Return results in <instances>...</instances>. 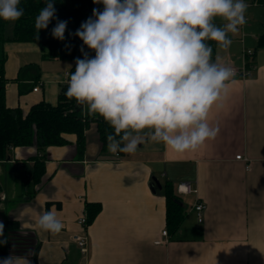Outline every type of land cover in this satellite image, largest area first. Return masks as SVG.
Returning a JSON list of instances; mask_svg holds the SVG:
<instances>
[{
  "label": "crops",
  "instance_id": "1",
  "mask_svg": "<svg viewBox=\"0 0 264 264\" xmlns=\"http://www.w3.org/2000/svg\"><path fill=\"white\" fill-rule=\"evenodd\" d=\"M246 3L263 9L261 26L248 34L245 27H253L244 24L241 35L229 36L230 46H215V62L218 58L224 66L241 67L250 60V74L227 81L208 113L207 123L219 128L215 139L177 152L145 137L136 153L113 154L108 147L102 151L92 124L83 155L74 133L66 135L68 144L47 147L46 175L37 184L32 181L35 158L41 157L37 146L9 150L0 160V239L8 241L11 255L27 257L30 264H36L35 254L37 264H264V48H256L264 32V6ZM223 22L216 18L218 25ZM2 48L7 105L28 111L41 100L56 103L72 62L44 58L37 42L8 40ZM247 49L254 54L245 60ZM33 64L40 66L38 78ZM166 181L173 183L186 212L173 237L162 235ZM181 181L194 191L179 192ZM197 201L206 204L203 221L194 209ZM89 203H100L101 211L83 227L79 218ZM53 209L63 224L57 234L38 225L42 212ZM8 220L18 227L9 229ZM80 234L88 237L86 253L75 240Z\"/></svg>",
  "mask_w": 264,
  "mask_h": 264
},
{
  "label": "clouds",
  "instance_id": "2",
  "mask_svg": "<svg viewBox=\"0 0 264 264\" xmlns=\"http://www.w3.org/2000/svg\"><path fill=\"white\" fill-rule=\"evenodd\" d=\"M103 4L76 30L88 49L76 58L65 96L75 99L88 115H99L113 132L107 135L113 154H134L145 137L174 151L195 150L215 139L218 127L207 123L208 113L226 88L233 69L217 58L206 41L227 48L246 24L245 0H93ZM20 0H0V19L15 22L24 15ZM221 18L222 24L216 23ZM65 39L67 21L56 17L53 0H46L35 28ZM71 68V66L69 65ZM147 130V131H145ZM39 227L57 234L63 224L55 210H45ZM0 223V235L3 233ZM6 241H0L4 243ZM0 264H30L10 255Z\"/></svg>",
  "mask_w": 264,
  "mask_h": 264
},
{
  "label": "trees",
  "instance_id": "3",
  "mask_svg": "<svg viewBox=\"0 0 264 264\" xmlns=\"http://www.w3.org/2000/svg\"><path fill=\"white\" fill-rule=\"evenodd\" d=\"M245 1L264 6V0ZM53 3L58 20L67 21L65 39L62 41L48 35L49 25L47 29L39 31L35 28V19L40 10L45 7L46 0H20L19 7L24 10V15L13 22L11 35L7 34V26L10 22L0 19V160L8 157V152L12 147L35 144L41 153V157L35 158L32 175V181L35 184L40 183L46 175L45 162L48 146L66 145L70 142L66 135L74 133L77 136L78 153L83 155L86 150V130L95 124L102 144V151H104L108 147L107 135L113 132L109 123L101 116L88 115L86 107L85 113L82 114L83 106L78 104L75 99L65 96L68 83L61 86L56 103L41 100L33 104L28 111L21 107H9L6 103L8 79L5 75V53L2 48L5 41L37 42L43 50L44 58L71 61L70 72L75 71L76 58H83L81 48L90 57L95 55L93 50L88 49L83 41L75 36V32L80 28L82 22L92 16L94 8L102 11L103 4H94L93 0H53ZM206 43L212 48V60L215 62L217 42L206 41ZM256 48H264V32L258 36ZM246 63L250 64L249 58ZM32 67L37 69L35 78H38L40 76L39 64H33ZM163 192L166 196L167 231L173 237L184 222L186 212L172 182L164 183ZM100 211V203L87 205L88 225L94 221ZM18 224L15 220H8L6 223L9 229L17 228ZM0 241H6L0 243V259H2L11 255V248L7 240L0 239ZM36 257L35 254V263L37 264Z\"/></svg>",
  "mask_w": 264,
  "mask_h": 264
},
{
  "label": "built area",
  "instance_id": "4",
  "mask_svg": "<svg viewBox=\"0 0 264 264\" xmlns=\"http://www.w3.org/2000/svg\"><path fill=\"white\" fill-rule=\"evenodd\" d=\"M253 51L252 50H246L244 51V58L246 60V56L247 55H252ZM230 68L233 69L234 75L233 76H239V77H246L247 75L250 74V70L249 68L246 66V61H244L243 65L241 67H236V66H230ZM69 73L70 71L66 72V77L69 80ZM40 88L39 85H36L33 90L34 91H38ZM85 113V106H83V111L82 114ZM239 159H244V160H249L248 157H244L243 155L239 154L236 156ZM249 167V165H248ZM178 191L181 193H190L192 191H194V189L192 188V186L190 185V182L188 181H181L178 183L177 185ZM195 211L197 212L198 215V220L199 221H203L204 219V211L206 209V204L203 201H197L195 206H194ZM79 223L83 226V227H87V213H84L80 218H79ZM162 235L167 237L168 236V231L167 229H165L162 232ZM75 240L77 241L78 245L81 248V251L83 253L88 252V237L86 234H80V235H76L75 236Z\"/></svg>",
  "mask_w": 264,
  "mask_h": 264
},
{
  "label": "rangeland",
  "instance_id": "5",
  "mask_svg": "<svg viewBox=\"0 0 264 264\" xmlns=\"http://www.w3.org/2000/svg\"><path fill=\"white\" fill-rule=\"evenodd\" d=\"M262 10L263 9L261 7L252 8L251 6H248L247 16H246V18L248 17V20H247L246 25H251L253 28H250L249 26L245 27L246 33L253 34V32H255V30L261 26V18L263 16ZM55 25H56V19H53L49 23L48 35L52 36V34H51L52 29L55 27ZM12 26H13V22H10V24L7 26V31H11ZM241 31L242 30L240 29L239 32L236 34L229 33V36H239V34L241 35ZM238 49L241 50L240 45H239Z\"/></svg>",
  "mask_w": 264,
  "mask_h": 264
},
{
  "label": "water",
  "instance_id": "6",
  "mask_svg": "<svg viewBox=\"0 0 264 264\" xmlns=\"http://www.w3.org/2000/svg\"><path fill=\"white\" fill-rule=\"evenodd\" d=\"M154 182L156 183V185H157L159 188L162 187L160 181H159L156 177H154Z\"/></svg>",
  "mask_w": 264,
  "mask_h": 264
}]
</instances>
